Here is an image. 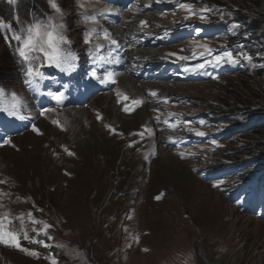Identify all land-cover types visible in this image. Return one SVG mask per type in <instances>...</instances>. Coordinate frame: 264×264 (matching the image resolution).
I'll return each instance as SVG.
<instances>
[{"label":"rangeland","instance_id":"1","mask_svg":"<svg viewBox=\"0 0 264 264\" xmlns=\"http://www.w3.org/2000/svg\"><path fill=\"white\" fill-rule=\"evenodd\" d=\"M34 1L42 7L40 11L25 8V0L15 6L0 0V86L15 90L24 99L27 92L10 58L8 42L13 40L21 48L16 40L20 21L28 18L29 11L40 15L47 11L45 0ZM203 1L234 9L239 8L237 3L259 1L264 7V0ZM61 4L69 13L72 47L81 53L99 42L90 26L97 21L90 14L104 6L96 0H84L83 9L75 0H61ZM5 7L8 11L2 10ZM183 10L155 12L150 17L152 30L159 32L192 20ZM132 22V17L127 18L125 31L134 30ZM256 28L264 32V22H257ZM209 45L204 40L186 41L170 50L191 53ZM167 49L162 46L157 54L163 56ZM49 64L45 59L40 67ZM241 76L216 82L165 83L173 87L167 94L161 91L168 101L160 104V117L184 112L191 118L199 113H214L209 118H219L237 110L264 114V71ZM108 93L113 104L107 102ZM114 93L92 99L76 119L65 115L69 109L36 112V128L0 149V227L22 232L35 243L19 247L10 238L6 239L15 246L0 241V264H264V242L252 244L250 240L257 232H251L253 228L264 232V222L238 211L220 193L218 183L200 179L193 168H201L203 162L192 164L193 156L187 151L162 147L161 134L170 132L163 123L161 133L148 135L145 128L153 123L148 108L144 115L151 124L142 119V107L125 114L123 102L119 104ZM6 95L22 106L13 94L0 91L1 98ZM117 118L136 120L124 127ZM197 128L186 124L183 132ZM225 144L223 151L205 163L263 156L264 138L247 141L238 136ZM45 223L51 226L46 232Z\"/></svg>","mask_w":264,"mask_h":264},{"label":"clouds","instance_id":"2","mask_svg":"<svg viewBox=\"0 0 264 264\" xmlns=\"http://www.w3.org/2000/svg\"><path fill=\"white\" fill-rule=\"evenodd\" d=\"M8 2L15 6L19 0H8ZM45 3L48 8L44 15L29 11L28 18L22 19L16 29L18 32L16 40L22 44L18 53L19 58L23 59L24 67L22 71L25 73L31 69L29 74L36 78L44 75L42 69L39 71L37 69L45 59L57 67L67 54L79 56L78 50L72 47L74 42L71 38V30L67 22L69 13L62 7L61 0H45ZM75 3L81 9L84 8V0H75ZM18 62H20V59H18ZM241 72L243 71L230 75H237ZM246 72L258 73L255 71ZM0 91L20 95V98L24 99L21 94L16 93L13 89H4L0 86Z\"/></svg>","mask_w":264,"mask_h":264},{"label":"trees","instance_id":"3","mask_svg":"<svg viewBox=\"0 0 264 264\" xmlns=\"http://www.w3.org/2000/svg\"><path fill=\"white\" fill-rule=\"evenodd\" d=\"M205 2L209 3L210 5L215 4V3H210L208 1ZM237 5L238 6L236 7H239L238 9L237 8L234 9V7L231 6L227 7L226 5H222V6H226L231 14L239 18L240 22L244 25V31H246L251 38L255 39L253 46L258 51L264 52V32H259L258 29L256 28L257 22H261V21L264 22V7L260 4L259 1H256L249 5L243 3H237ZM24 6L25 8L31 7V9L35 8L36 10L39 11L42 9V7L39 6L34 0H32L31 3L28 0H25ZM2 10L8 11V8L5 7V9L3 8ZM216 18L217 19L227 18V15H225V10L223 14L218 15ZM8 45H10L9 46L10 58L13 61L14 65L16 66L15 69L16 68L20 69L19 63L21 62V58H19L18 56L20 46L16 45L13 40L9 41ZM18 59H20V62H18ZM239 75H242L241 77H244V75H246V71L239 73ZM263 135H264V129H259V130L251 131L250 133L243 136L247 141H250L252 139L261 140L262 138H264Z\"/></svg>","mask_w":264,"mask_h":264},{"label":"bare ground","instance_id":"4","mask_svg":"<svg viewBox=\"0 0 264 264\" xmlns=\"http://www.w3.org/2000/svg\"><path fill=\"white\" fill-rule=\"evenodd\" d=\"M120 27H121L120 25L117 26V31H119L121 29ZM114 33H115V31H114ZM146 58L149 61H151V57H150L149 54H148V57H146ZM141 86H142L141 84L138 85V83H135L133 81V79L127 78L126 76H121L120 79H119V83H118V87H123L124 89H126V90L128 89L132 93L139 94V95H142L143 94V90H144V88H142ZM171 87H173V86H171ZM171 87L169 85L165 84V85H158L157 87H153V88L154 89H161V91H163L165 94H167L168 89H170ZM126 90H124V91H126ZM198 90L199 89L194 88V91L197 92ZM106 99H108L107 102H110L111 104H113V99H112V95L111 94L108 93V97H106ZM84 107H81L79 109H69V110H66L64 113H65V115L73 116L74 119H76L77 116L81 115L82 111H85ZM64 109H66V108H64ZM64 109H56V110H60L61 111V110H64ZM144 109L147 110V106L146 105H144L142 107V110L140 111L141 117L148 124H151V120L148 118V115H144L145 114V112H144L145 110ZM117 120L118 121H122V124H123L124 127H130L133 124L132 121H135L136 118H129V119H123V120L117 118ZM74 122L77 125L78 121L75 120ZM155 146H156L155 148H158V145L156 143H155ZM167 159H170V156H167ZM253 231H257V232L251 234V236H250L251 243L252 244H256L259 241L264 242V232H262V233L258 232L259 231L258 228H253L251 230V232H253Z\"/></svg>","mask_w":264,"mask_h":264},{"label":"snow or ice","instance_id":"5","mask_svg":"<svg viewBox=\"0 0 264 264\" xmlns=\"http://www.w3.org/2000/svg\"><path fill=\"white\" fill-rule=\"evenodd\" d=\"M183 7H185L186 10L189 11L190 14H194V11H193V9H191L190 6L183 5ZM112 43L115 44L116 42L115 41H112ZM204 47L207 48V46H204ZM207 51L210 52L211 49H207ZM179 58L181 60L188 59V57H184V56H181ZM246 58L249 59V60L251 59V57H246ZM227 62H231V63H236L237 62L236 59L233 58L232 53H230V52H224L221 55H216L214 57V60L213 61H206L205 63H215V64L219 65L220 63H227ZM204 66H205V64H197L195 66V68L190 69V70L195 71L196 69L203 68ZM106 78L108 80L114 79L113 74L111 72H109V73L106 74ZM153 94H155V93H153ZM53 95H55V98L57 100H61L63 98L62 95H57V94H53ZM124 99L127 100L129 98L125 95L124 96ZM131 103H132V106L134 108L135 106L140 105L142 103V101L141 100H133ZM130 110H132V109H130L128 106H125L124 111L127 112V111H130ZM200 123H204V121H201ZM113 131H115V130H113ZM196 134L197 135H200V136L205 135L204 132H199V131H197ZM69 155H74V153L69 152ZM49 227H51V226L48 225V224H46V223L44 224V230H45V232H46V230ZM6 238H10L13 243H16V245L19 246V242H18V239H17V234L16 233H13V232H6V231H4L2 229V227H0V241H3V242H6L7 243L8 242V239H6ZM54 264H55V261H54Z\"/></svg>","mask_w":264,"mask_h":264}]
</instances>
